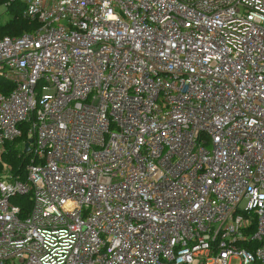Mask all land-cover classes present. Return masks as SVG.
<instances>
[{
    "label": "built area",
    "instance_id": "2783aa9c",
    "mask_svg": "<svg viewBox=\"0 0 264 264\" xmlns=\"http://www.w3.org/2000/svg\"><path fill=\"white\" fill-rule=\"evenodd\" d=\"M13 1L0 264H264V0Z\"/></svg>",
    "mask_w": 264,
    "mask_h": 264
},
{
    "label": "trees",
    "instance_id": "16d2710c",
    "mask_svg": "<svg viewBox=\"0 0 264 264\" xmlns=\"http://www.w3.org/2000/svg\"><path fill=\"white\" fill-rule=\"evenodd\" d=\"M5 1L6 0H0V6H2ZM23 8L24 6L19 1H13L8 6V8L6 9V13L9 15V18L0 24V36H3L5 34L19 35L24 32L32 31L35 29L38 23L36 21H31L28 18L23 17ZM11 87L12 84L0 80V91L6 92ZM19 140H27L26 126L23 127V132ZM16 152L15 150L10 149L8 146L7 150L3 154V160L8 161L10 163L14 174L22 171V168L27 160V156L25 154H21L18 156ZM11 200L14 204H19L23 206L24 209L27 208L25 204H29V199L26 195H15ZM243 244L250 248L254 246L252 242H245ZM253 264H260V262L256 261Z\"/></svg>",
    "mask_w": 264,
    "mask_h": 264
},
{
    "label": "rangeland",
    "instance_id": "374dc122",
    "mask_svg": "<svg viewBox=\"0 0 264 264\" xmlns=\"http://www.w3.org/2000/svg\"><path fill=\"white\" fill-rule=\"evenodd\" d=\"M9 18V15L5 12L4 6H0V19L1 21H5Z\"/></svg>",
    "mask_w": 264,
    "mask_h": 264
},
{
    "label": "water",
    "instance_id": "95a60500",
    "mask_svg": "<svg viewBox=\"0 0 264 264\" xmlns=\"http://www.w3.org/2000/svg\"><path fill=\"white\" fill-rule=\"evenodd\" d=\"M32 142V138H28V140L26 141L25 145H24V151L25 152H29L30 150V143Z\"/></svg>",
    "mask_w": 264,
    "mask_h": 264
}]
</instances>
